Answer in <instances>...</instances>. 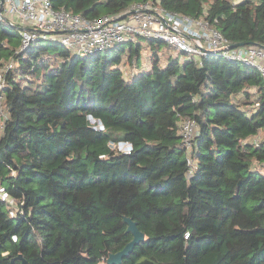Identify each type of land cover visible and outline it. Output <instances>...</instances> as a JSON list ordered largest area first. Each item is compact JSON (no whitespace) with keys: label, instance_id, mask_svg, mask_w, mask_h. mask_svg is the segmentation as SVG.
Segmentation results:
<instances>
[{"label":"trees","instance_id":"16d2710c","mask_svg":"<svg viewBox=\"0 0 264 264\" xmlns=\"http://www.w3.org/2000/svg\"><path fill=\"white\" fill-rule=\"evenodd\" d=\"M146 0H50L86 18L127 14ZM204 15L230 43L264 46V0H155ZM0 19L9 117L0 133V264H264V85L257 69L210 55L160 57V40L78 56L55 42L20 48ZM149 48L150 67L125 76ZM198 134L186 176L180 125ZM256 142L250 139L257 133ZM128 142V151L112 144ZM14 173H11V170Z\"/></svg>","mask_w":264,"mask_h":264},{"label":"built area","instance_id":"2783aa9c","mask_svg":"<svg viewBox=\"0 0 264 264\" xmlns=\"http://www.w3.org/2000/svg\"><path fill=\"white\" fill-rule=\"evenodd\" d=\"M236 1V0H234ZM124 18L118 15H102L86 18L64 8L56 9L50 0H0V18L11 25L30 29H18L20 48L25 49L31 42L49 41L69 49L78 56L103 52L120 43H136L155 39L173 49L171 59L185 58L200 62L210 55L232 62L254 66L264 85V46L257 43L232 47L230 41L204 15L192 17L164 8L155 0L133 3ZM149 49V48H148ZM15 65L13 59L0 66V133L9 112L5 106L6 73ZM182 146L186 149V176L196 169L192 145L198 134L196 121L185 117L180 125ZM260 138L258 132L250 141ZM119 150L128 151L130 143L112 144ZM14 173V170H11ZM0 199L10 214L16 210V201L0 184Z\"/></svg>","mask_w":264,"mask_h":264},{"label":"water","instance_id":"95a60500","mask_svg":"<svg viewBox=\"0 0 264 264\" xmlns=\"http://www.w3.org/2000/svg\"><path fill=\"white\" fill-rule=\"evenodd\" d=\"M125 16L126 14H122L119 18H124ZM15 27L17 29H30L21 26H15ZM240 45L243 44L242 43L231 44L232 47L240 46ZM122 220L126 224V231L132 234V238L118 251L108 253V255L105 257L106 264H119L122 261V258L126 257L132 251L134 245L144 240V233L138 229L136 222L132 220L131 217L123 215ZM16 258L20 259L22 264H27L26 260L22 257L21 254H18Z\"/></svg>","mask_w":264,"mask_h":264},{"label":"rangeland","instance_id":"374dc122","mask_svg":"<svg viewBox=\"0 0 264 264\" xmlns=\"http://www.w3.org/2000/svg\"><path fill=\"white\" fill-rule=\"evenodd\" d=\"M43 42H46V41H43ZM142 43L145 42L144 39L141 40ZM165 45V44H164ZM169 50V51H168ZM169 53H173V49H171V47L167 46V48L164 50V53L162 54V56L160 57L161 58V61L164 62L165 60V57L169 54ZM179 54V58H185L186 54L184 53H178ZM149 56H150V52H149V49L146 47L142 50V54L140 56V61L136 63H123L121 65V68H122V71L124 73V75L127 77V76H130L132 75L133 73H135V71L137 69H139L142 65H147L150 63V60H149ZM170 56V54H169ZM142 58V59H141ZM148 60V61H147Z\"/></svg>","mask_w":264,"mask_h":264},{"label":"crops","instance_id":"0c3cea01","mask_svg":"<svg viewBox=\"0 0 264 264\" xmlns=\"http://www.w3.org/2000/svg\"><path fill=\"white\" fill-rule=\"evenodd\" d=\"M167 48V47H166ZM169 51V50H168ZM171 54V53H169ZM169 54L165 57V60L167 59V57L169 56ZM142 59V58H141ZM161 59V58H160ZM164 60V62H165ZM148 61V60H147ZM150 67V63L149 64H145V65H142L139 69H137L135 72H139V71H142V70H146Z\"/></svg>","mask_w":264,"mask_h":264}]
</instances>
